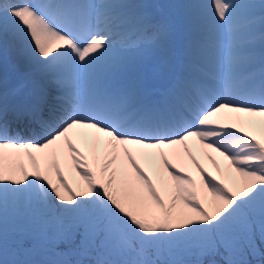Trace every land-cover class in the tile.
<instances>
[{"label":"snow or ice","instance_id":"6c2138e0","mask_svg":"<svg viewBox=\"0 0 264 264\" xmlns=\"http://www.w3.org/2000/svg\"><path fill=\"white\" fill-rule=\"evenodd\" d=\"M156 7L0 0V264H203L221 247L249 264L264 241V0Z\"/></svg>","mask_w":264,"mask_h":264},{"label":"rangeland","instance_id":"374dc122","mask_svg":"<svg viewBox=\"0 0 264 264\" xmlns=\"http://www.w3.org/2000/svg\"><path fill=\"white\" fill-rule=\"evenodd\" d=\"M153 1H155L154 4L158 6V7L154 8V10L157 13L156 15L159 16L160 14H162L160 7H159V0H153ZM186 2H188V0H185V1L182 0L181 3H180V0H169V2H164V5L166 6V11L168 13H170V12L176 13L178 11V14H180L183 11L181 6L183 4H185ZM198 2L202 3L203 0H198ZM19 63L21 64V66H24V64H25L24 59L21 58ZM10 72H11V67H10ZM194 155H195V150H194ZM196 157H197V159H199V155H196ZM200 161L202 164H204L202 160H200ZM141 164H142V167H145V170L149 172V175L155 174V172L152 169L150 170V168L146 167L142 163V161H141ZM189 165H190V163H189ZM204 165L206 168H208L209 170L212 171V165H211V167L207 166L206 164H204ZM61 167L62 168L65 167L63 161L61 163ZM185 170L189 171L193 175L194 178L197 177L195 169L192 166L185 168ZM213 172L215 173V170ZM165 175H166V173H165ZM65 176H66V179L68 180V182L70 184H73V186H75V182L79 180V176L76 174L75 171L65 170ZM31 245H32L31 240H25V242H24L25 248L31 247ZM58 247H59V250H64L66 246L64 244H60ZM239 258H241V257L233 256L231 252L226 251L223 247L219 248L217 253L214 255H204L202 257H199V259H201L202 261L204 259H209L208 261H206V264H209V262L213 261V260L216 262V264H228L229 260L239 259ZM243 259L247 260L249 262V264H261V261L264 260V241L261 240L259 235L255 236L253 239V249L252 250H248L247 248L245 249Z\"/></svg>","mask_w":264,"mask_h":264},{"label":"bare ground","instance_id":"6f19581e","mask_svg":"<svg viewBox=\"0 0 264 264\" xmlns=\"http://www.w3.org/2000/svg\"><path fill=\"white\" fill-rule=\"evenodd\" d=\"M202 4L208 6V7L205 9V11H211V7H210V5H211V0H203ZM252 130L255 131V132H257V134H259V130H258V129L253 128ZM195 155H199V159L202 160L204 164H206L207 166H210V167H211V164H210L206 159H204V157L202 156V154H200V152L195 151ZM170 158H172V157L170 156ZM184 159H185V161H186V158H184ZM218 160L221 161V164H222V166H223L222 158L218 157ZM142 163H143L146 167L150 168V170L152 169V170L155 172V167L158 166L159 161H158V158H157L156 160H154V161H152V162H145V161H142ZM190 166H191V165H189V163H187L185 168H188V167H190ZM214 170H215V169L212 168V171H214Z\"/></svg>","mask_w":264,"mask_h":264},{"label":"trees","instance_id":"16d2710c","mask_svg":"<svg viewBox=\"0 0 264 264\" xmlns=\"http://www.w3.org/2000/svg\"><path fill=\"white\" fill-rule=\"evenodd\" d=\"M205 264H206V262H205Z\"/></svg>","mask_w":264,"mask_h":264}]
</instances>
